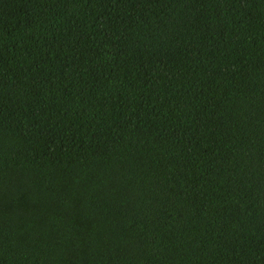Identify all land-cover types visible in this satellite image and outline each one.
I'll use <instances>...</instances> for the list:
<instances>
[{
	"label": "trees",
	"instance_id": "1",
	"mask_svg": "<svg viewBox=\"0 0 264 264\" xmlns=\"http://www.w3.org/2000/svg\"><path fill=\"white\" fill-rule=\"evenodd\" d=\"M0 264H264V0H0Z\"/></svg>",
	"mask_w": 264,
	"mask_h": 264
}]
</instances>
